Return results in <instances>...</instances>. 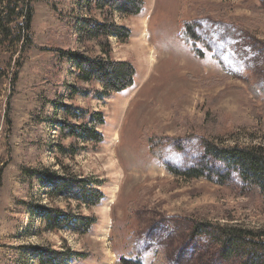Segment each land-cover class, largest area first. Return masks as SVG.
I'll use <instances>...</instances> for the list:
<instances>
[{"label": "rangeland", "instance_id": "rangeland-1", "mask_svg": "<svg viewBox=\"0 0 264 264\" xmlns=\"http://www.w3.org/2000/svg\"><path fill=\"white\" fill-rule=\"evenodd\" d=\"M34 8V47L17 81V51L9 46L23 20L0 47V264H39L35 246L68 248L66 264H152L157 253L164 264H264V191L251 190L232 159L206 157L201 141L209 133L219 136L218 148H264V0H144L140 15H117L131 36L111 42L118 61L135 68L134 85L73 102L105 117L103 143L73 158L58 154L59 129L49 119L63 114L44 96L57 90L54 50L66 40L64 24L87 15L75 0H39ZM187 22L197 24L203 57L179 38ZM69 37L70 49L82 52L77 35ZM150 139L164 146L160 160ZM57 158L104 194L91 208L73 204L97 220L87 235L38 231L31 207L51 203L28 172H62ZM191 168H204L213 181L184 175ZM228 228L251 230L260 244L234 241Z\"/></svg>", "mask_w": 264, "mask_h": 264}, {"label": "trees", "instance_id": "trees-1", "mask_svg": "<svg viewBox=\"0 0 264 264\" xmlns=\"http://www.w3.org/2000/svg\"><path fill=\"white\" fill-rule=\"evenodd\" d=\"M37 1L39 0H0V47H4L11 37V25L20 19L24 21L23 25L19 23L15 28L17 39L11 41L9 46L12 48L11 51H17V69L11 72L12 79L15 81L19 78V70L25 63L27 53L34 47L29 31L35 17L34 4ZM75 4L84 9L87 17L82 20L76 17L73 23L66 22L67 26L64 24L66 40H60L54 50L56 63L52 77H55L56 81L52 84V89L57 88V90L53 97L49 94L44 96L45 104H50L57 113L63 114L60 118H57L56 114L55 118L49 120L59 129V142L55 146L58 154L70 158L81 150L85 151L90 147L97 149L104 141L99 128L105 124L102 112L81 108L73 102L77 98H84L86 101L101 100L127 91L134 85L135 68L129 62L118 61L111 41L114 39L126 44L131 36V31L127 27L117 23V15L129 18L140 15L144 9V0H75ZM71 14L76 16V10L74 9ZM24 25H26L25 29ZM196 25L193 22L183 24L179 38L191 47L196 56L203 57V53L196 46L200 41ZM70 32L77 35L83 47L82 52L70 49ZM64 73L66 78L62 79ZM61 88L67 90L69 94L66 95ZM254 94L259 93L254 92ZM65 99L72 103H65ZM219 139V136L212 137L209 133L201 136L206 157L224 156L232 159L233 163H237L248 187L262 193L264 191V148H218L214 141ZM67 141H71L70 144L64 145L63 142ZM149 145L153 156L160 160L161 150L164 147L162 142L150 139ZM57 159L62 172L53 171L50 168L28 172L30 179L36 180L42 188H47L46 195L51 203L38 208L30 206L31 210L38 215V231L53 233L65 231L76 235H87L97 220L94 216L84 215L73 208V204L77 208H91L102 202L104 194L99 189V182L69 170L59 158ZM184 175L189 178H206L213 181L204 168H191L184 172ZM226 233L234 241L252 245L260 244L255 241L256 234L251 230L228 228ZM32 250L39 264H66L73 256L68 248L63 252H57L52 246H35ZM118 263L138 264L126 262L124 259L119 260ZM152 264H164L163 256L157 253Z\"/></svg>", "mask_w": 264, "mask_h": 264}, {"label": "bare ground", "instance_id": "bare-ground-1", "mask_svg": "<svg viewBox=\"0 0 264 264\" xmlns=\"http://www.w3.org/2000/svg\"><path fill=\"white\" fill-rule=\"evenodd\" d=\"M167 9V8H166ZM145 41V40H144ZM139 42L138 43V46L140 47V51L138 53H140V55H143V54H146V50H147V47L144 46L145 42ZM143 43V45L141 44ZM153 59V58H152Z\"/></svg>", "mask_w": 264, "mask_h": 264}]
</instances>
